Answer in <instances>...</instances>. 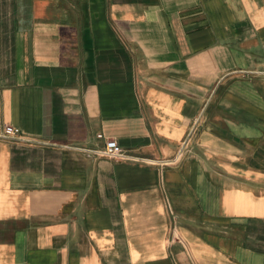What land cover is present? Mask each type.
I'll return each mask as SVG.
<instances>
[{
    "label": "crops",
    "instance_id": "crops-1",
    "mask_svg": "<svg viewBox=\"0 0 264 264\" xmlns=\"http://www.w3.org/2000/svg\"><path fill=\"white\" fill-rule=\"evenodd\" d=\"M6 124L0 264H264V0H0Z\"/></svg>",
    "mask_w": 264,
    "mask_h": 264
},
{
    "label": "built area",
    "instance_id": "built-area-1",
    "mask_svg": "<svg viewBox=\"0 0 264 264\" xmlns=\"http://www.w3.org/2000/svg\"><path fill=\"white\" fill-rule=\"evenodd\" d=\"M20 133L18 127L6 124L3 128L0 129V137L7 138L11 136H17ZM98 137H103L102 134H98ZM84 150L95 153L102 156H107L110 158L116 159H126L133 161H151L148 158H143L138 155L129 153L127 150L123 149L119 143L113 138H105L104 146L97 149H87Z\"/></svg>",
    "mask_w": 264,
    "mask_h": 264
}]
</instances>
